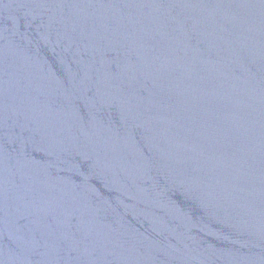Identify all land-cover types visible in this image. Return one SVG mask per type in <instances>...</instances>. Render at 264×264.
<instances>
[{
	"label": "water",
	"instance_id": "obj_1",
	"mask_svg": "<svg viewBox=\"0 0 264 264\" xmlns=\"http://www.w3.org/2000/svg\"><path fill=\"white\" fill-rule=\"evenodd\" d=\"M0 264H264V0H0Z\"/></svg>",
	"mask_w": 264,
	"mask_h": 264
}]
</instances>
